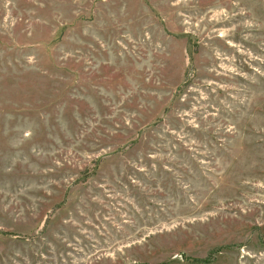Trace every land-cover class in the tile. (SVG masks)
<instances>
[{
	"label": "rangeland",
	"instance_id": "obj_1",
	"mask_svg": "<svg viewBox=\"0 0 264 264\" xmlns=\"http://www.w3.org/2000/svg\"><path fill=\"white\" fill-rule=\"evenodd\" d=\"M0 264H264V0H0Z\"/></svg>",
	"mask_w": 264,
	"mask_h": 264
}]
</instances>
